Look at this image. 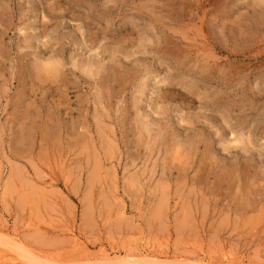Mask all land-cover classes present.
Segmentation results:
<instances>
[{
  "label": "rangeland",
  "instance_id": "1",
  "mask_svg": "<svg viewBox=\"0 0 264 264\" xmlns=\"http://www.w3.org/2000/svg\"><path fill=\"white\" fill-rule=\"evenodd\" d=\"M0 231L264 264V0H0Z\"/></svg>",
  "mask_w": 264,
  "mask_h": 264
},
{
  "label": "bare ground",
  "instance_id": "2",
  "mask_svg": "<svg viewBox=\"0 0 264 264\" xmlns=\"http://www.w3.org/2000/svg\"><path fill=\"white\" fill-rule=\"evenodd\" d=\"M132 255L127 256L124 264H174L173 262L170 263L167 261L161 263L159 261L152 262L149 261V259L140 260L138 257ZM12 258L14 259L15 262L13 261ZM27 261L29 264H49L46 263L43 260V258L39 257L36 253H33L32 251H28L27 249L25 250V248L22 247L21 244H19L16 240H13V238H9L0 231V264H4V263L16 264V262L19 264H24V262H26L27 264ZM108 264H112V263L108 262ZM180 264H184V263H180ZM197 264H205V263H202L201 261Z\"/></svg>",
  "mask_w": 264,
  "mask_h": 264
}]
</instances>
